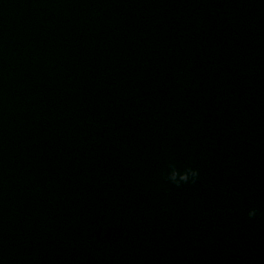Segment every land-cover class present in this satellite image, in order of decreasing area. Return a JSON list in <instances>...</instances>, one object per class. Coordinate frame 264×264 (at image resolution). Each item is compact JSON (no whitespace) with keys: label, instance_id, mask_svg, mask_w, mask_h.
Listing matches in <instances>:
<instances>
[{"label":"clouds","instance_id":"9594fccd","mask_svg":"<svg viewBox=\"0 0 264 264\" xmlns=\"http://www.w3.org/2000/svg\"><path fill=\"white\" fill-rule=\"evenodd\" d=\"M189 174H191L193 177L197 175V173L192 171L191 169H187L183 173H178L175 168H173L168 178L173 182L179 183L180 181H187L189 179ZM177 177H179V179H177ZM248 214L250 217L255 216V210H251Z\"/></svg>","mask_w":264,"mask_h":264}]
</instances>
